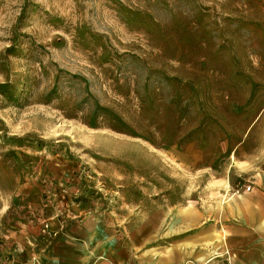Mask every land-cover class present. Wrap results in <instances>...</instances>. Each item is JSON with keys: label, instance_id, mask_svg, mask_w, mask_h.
I'll return each mask as SVG.
<instances>
[{"label": "rangeland", "instance_id": "rangeland-1", "mask_svg": "<svg viewBox=\"0 0 264 264\" xmlns=\"http://www.w3.org/2000/svg\"><path fill=\"white\" fill-rule=\"evenodd\" d=\"M248 186L264 0H0V264L111 235L165 256Z\"/></svg>", "mask_w": 264, "mask_h": 264}, {"label": "crops", "instance_id": "crops-1", "mask_svg": "<svg viewBox=\"0 0 264 264\" xmlns=\"http://www.w3.org/2000/svg\"><path fill=\"white\" fill-rule=\"evenodd\" d=\"M263 190L232 194L214 224L194 214V223L175 234L178 242L165 256L134 255L119 236L111 235L67 242L73 255L64 252L56 264H264Z\"/></svg>", "mask_w": 264, "mask_h": 264}, {"label": "built area", "instance_id": "built-area-1", "mask_svg": "<svg viewBox=\"0 0 264 264\" xmlns=\"http://www.w3.org/2000/svg\"><path fill=\"white\" fill-rule=\"evenodd\" d=\"M247 192H250L252 191V187L251 186H248L247 189H246Z\"/></svg>", "mask_w": 264, "mask_h": 264}]
</instances>
